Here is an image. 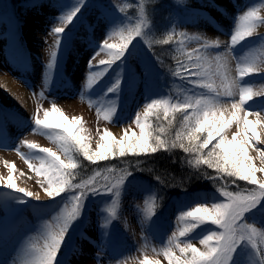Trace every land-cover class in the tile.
I'll list each match as a JSON object with an SVG mask.
<instances>
[{
	"label": "rangeland",
	"instance_id": "obj_1",
	"mask_svg": "<svg viewBox=\"0 0 264 264\" xmlns=\"http://www.w3.org/2000/svg\"><path fill=\"white\" fill-rule=\"evenodd\" d=\"M10 2L0 0V94L3 95V98L0 96V264H32L34 250L44 248L50 233L57 231L62 223V215L71 210V197L64 192L48 196L46 179L34 171L41 160L47 166V161L52 159L40 152V148L51 149L66 162L72 161L75 148L73 141L61 139L66 135L61 129L35 125V117L42 119L44 111L55 106L69 121L79 118L81 135L87 138L94 152L104 131L117 138L125 131L138 135L136 116L140 113L144 121L143 110L153 101H166L168 107L167 116L161 107L146 118L151 126L149 130L156 136L159 128L153 122L157 120L178 122L188 133L196 124L194 113L198 99H214L224 108L239 103L237 91L240 94L241 85L253 88L254 94L264 92V23L257 21L251 36L231 44L233 34L243 23L242 16L255 9L258 16L264 17V0H255L256 4L246 0L241 11H237L238 16L226 19L228 36L223 37L228 47L221 52L231 58L237 78L234 81L232 77L230 86L225 85L218 72L215 55L220 52L208 43L210 39L207 41V36L217 32L218 25L212 16L219 11L216 3L225 5L221 0H170L173 8L162 12L160 17L167 27L165 40L170 44L172 55L169 62L154 58L153 51L157 49L153 43L161 40L147 32L144 24L140 26L142 35H134L137 25L123 13L128 7L130 13L129 0H103L99 4L89 0H36L32 4H17L20 19L13 17ZM254 4L255 8H251ZM77 8L79 12L72 23L56 37L54 29ZM17 21L23 24L16 26ZM121 30L125 36L129 32L133 34L128 51L121 61L101 65V60L111 59L106 50L101 51L103 42L120 44ZM174 61L180 77L167 78L163 69L172 71ZM245 67L251 68L253 74L241 78L240 72ZM117 81L119 87L110 91ZM226 89L233 93V98L224 94ZM25 91L28 105L21 98ZM185 104L192 107L173 111L175 106ZM244 108L264 114V95H255ZM185 116L190 117L187 122ZM236 128L233 123L225 130L227 139H231ZM205 136L203 133L201 139ZM28 144H35L37 148H29ZM256 146L264 149V144ZM250 155L260 166L258 153L250 150ZM29 163L33 168H29ZM186 163L192 168L200 167L194 160L186 159ZM13 165L15 168L10 172ZM209 172L216 173L214 169ZM9 174L18 187L35 195L26 197L8 188ZM257 176L264 179V173ZM241 183L248 189L255 187L245 181ZM206 191H190L163 203L165 197L148 189L140 179L126 181L119 195L114 193L115 199L99 196L80 210L78 221H72L67 230L56 264H142L145 257L158 264H168L163 253L171 249L180 255L176 242L192 243L203 251L205 247L199 241L211 232L221 231L218 226L205 223L184 237H179V231L191 219H181L182 213L196 206L211 207L227 202L223 192L212 193L213 197ZM149 214L151 217L146 218ZM243 222L264 232V199L244 215ZM81 228L83 233L79 231ZM174 232L176 238H173ZM255 242L258 248L254 249L247 240L242 241L229 264H264V239L257 236Z\"/></svg>",
	"mask_w": 264,
	"mask_h": 264
},
{
	"label": "snow or ice",
	"instance_id": "obj_2",
	"mask_svg": "<svg viewBox=\"0 0 264 264\" xmlns=\"http://www.w3.org/2000/svg\"><path fill=\"white\" fill-rule=\"evenodd\" d=\"M78 12L79 8L69 14L64 22L54 29L56 37L64 31L68 24L72 23ZM240 19L243 23L233 34L231 38L232 45L251 36L257 21L264 23V17L258 16L255 10L247 12ZM133 31L137 37L142 35L140 25H137ZM133 38L132 32L125 36L123 35V30H121L122 42L120 44L108 43L105 40L101 46V51L106 50L111 59L108 61L101 60L100 64L111 65L116 61H121L128 51ZM58 42L57 39L56 43L58 44ZM163 43H168V40H164ZM51 55L54 58L55 51ZM91 66L92 61L89 62V67L91 68ZM251 74L253 72L249 67H245L240 72L241 78L244 75ZM96 75H99V73H96ZM118 87L119 81L110 91H115ZM224 94L231 95V92L226 89ZM255 95H264V92L254 94L253 88L241 85L239 103H232L230 108H222L219 102L214 99L196 100L194 113L196 124L190 128L187 134L188 143L185 144L180 135L177 134V140H180V143L171 145V147H181L185 152L194 150L197 153H202L204 149H209V145H212L213 141L219 138L218 142L206 154H203L200 159H197L196 163H204L217 173H223L227 177L245 181L255 187L251 190H246V193L224 191L222 194L227 198V202L212 204L211 207L196 206L182 213L181 219L191 218L193 223L180 230L179 237H184L188 232L205 223L216 225L221 231L211 232L199 241L205 247L203 251L192 243L182 244L176 242L175 247L179 249L180 255H177L171 249L165 250L163 253L168 259V264H229L232 254L242 241L247 240L255 249L258 248L255 237L260 236L264 239V232L258 231L257 227L243 222L244 215L255 208L261 199H264V179L257 176V173H264V149L256 146L257 144H264V114L250 112L244 108V105L252 100ZM166 105L167 102L163 100H156L146 105L142 113L145 117L144 121L141 120V114H137L135 124L139 127L138 135L135 132L129 134L128 131H125L121 138H117L113 133L104 131L100 137L98 149L94 152L90 151L87 138L81 135V120L73 118L69 121L64 113L55 106L50 111H44L42 119L39 116L35 117L34 123L36 126L45 129H61L66 134L61 137L62 140L65 142L73 141L88 161L96 162L108 160L116 155L124 157L128 154H154L160 149L168 150L166 141L159 135L153 136V133L149 130L151 126L146 122V118L153 114L154 109L163 107L164 114L167 116L168 107ZM190 107L192 105H177L173 111L179 112ZM111 112L113 113L114 109ZM250 117H255V119H250ZM108 118L106 115L105 119ZM189 119L190 117L188 116L184 117L185 122ZM233 123L237 125L236 131L231 136V139H227L226 135H224L225 130ZM201 133H206L203 139H201ZM27 147L37 148V145L28 144ZM250 150L258 153L260 166H257L254 158L250 155ZM39 151L46 153L52 159L47 161V166L45 161L41 160L40 166L35 168L34 171L46 179L48 184L47 195L50 197L59 196L65 192L66 187L70 184L69 170L76 169L78 165L75 162H66L49 148H40ZM14 168V165L11 166L10 172ZM29 168H33L31 163H29ZM122 182L123 177L120 178L119 183ZM88 183L90 182L71 186L84 189ZM6 186L23 193L26 197L35 195L25 188L18 187L11 174L7 177ZM113 188H118V185H109L105 191L111 192ZM90 191L97 193L99 190L96 187H92ZM115 194L118 196L119 191ZM84 196L85 193L81 191L79 195L71 197L73 202L71 210H66L62 215V223L58 225L57 231L50 233L44 248L34 250L36 254L33 256L32 264H56V258L67 230L71 222L80 214ZM36 199H39V196H36ZM113 204H115V201H113ZM109 211L112 217H115V213L111 210ZM150 217L151 215L149 214L146 218ZM173 238H176L175 232L173 233ZM142 264H158V262L145 257Z\"/></svg>",
	"mask_w": 264,
	"mask_h": 264
},
{
	"label": "trees",
	"instance_id": "obj_3",
	"mask_svg": "<svg viewBox=\"0 0 264 264\" xmlns=\"http://www.w3.org/2000/svg\"><path fill=\"white\" fill-rule=\"evenodd\" d=\"M24 1L32 2L33 0H11L10 4L12 3V6L17 8V4H21ZM89 1L101 2L103 0ZM129 3L131 8L130 13L129 7L128 10L123 13L128 18L130 17L132 24H140V26L144 24L147 32L152 33L154 38L159 37L162 41L153 43L154 48L157 49L153 51L154 58L157 61L160 59L164 62L172 60L171 51L169 50L170 44L163 43L166 38L167 27L162 24L160 18L162 12H166L168 9L173 8L170 0H129ZM175 61H178V59ZM175 61L172 62V71L167 70L165 67V70L163 69L167 78L170 76L174 79L180 77L176 71L178 68H175L177 64L174 65V63H176ZM166 92L169 95L171 94L169 89H167ZM153 125L159 128L156 136L159 135L166 141L168 150L160 149L154 154H128L124 157L116 155L115 157H110L108 160L91 162L83 156L78 146L75 145L71 162L77 163L78 167L69 170L70 184L66 187L64 193L68 194L69 197L79 195L81 191L85 193L83 205L80 210H82L83 207L86 208L99 196L105 195L115 199L114 193L117 191L121 192L126 181L133 180L135 177L136 179H140L141 182L149 185L153 191L161 193V196L165 197L163 203H167L171 198H179L195 190H207L212 193H221L224 191L246 193V190H251V188H253L250 186L248 189V187L243 186L240 180L227 177L223 173H208V170L212 171L213 169L208 168L204 163H200L199 168H192L189 166V164L186 163V159L197 161V159H200L203 154H206L211 147L209 146V149H204L202 153H197L194 150L185 152L183 148L178 146L171 147L173 143L177 145L180 143V140H177V134L180 135L185 144L188 143L187 130L185 127L181 129L182 127L179 126L178 122L170 123V121H167L164 123L163 120H157L153 122ZM161 129H163V131H161ZM202 134L203 133L200 134L201 137ZM109 169H111V171H109ZM97 173H99V175H97ZM121 177H123V182L119 183ZM86 182L90 183H88L84 189L71 186L75 184H85ZM109 185H118V188H113L111 192L103 190L104 187L107 188ZM92 187H96L99 191L97 193H92L90 191ZM76 219L75 221H78ZM191 223H193V221L190 219L189 224ZM199 227H201V225L197 228Z\"/></svg>",
	"mask_w": 264,
	"mask_h": 264
},
{
	"label": "bare ground",
	"instance_id": "obj_4",
	"mask_svg": "<svg viewBox=\"0 0 264 264\" xmlns=\"http://www.w3.org/2000/svg\"><path fill=\"white\" fill-rule=\"evenodd\" d=\"M245 1L246 0H221V2L225 5H222L220 3L219 4L216 3L217 10H219V11L217 12V14L215 16H212V19L218 25L217 32L212 33L211 36H207V37H209V38H207V41L210 39L208 41V43L212 44V46H213L212 48H215L217 53L220 52V53L216 54L215 57H216V59L219 57V59H217L218 65H219L218 72L221 74L222 79L224 80L226 86L231 85L232 77L234 78V81L237 80V78L235 77V74H233L232 66L230 64V62L232 61L231 58H228V56H226L225 53L221 52V51H226V49L228 47V43L225 42V39L223 37V35L228 36V32H227L228 29L226 26L227 20L226 19H228L230 17H234L235 15L238 16L237 11H239V10L241 11V6H242L243 2H245ZM249 1L251 4L255 3V0H249ZM255 4L252 5L251 8H255ZM253 10H255V9H253ZM205 31H206V29H205ZM260 32L261 31H259L258 33H260ZM236 61H239V59H237ZM236 90H238V89L236 88ZM238 91H237V96L239 98L240 94ZM0 96H1V98H3L2 94H0ZM228 96L230 98L234 97L233 93H231V95H228ZM21 98L28 105L29 99H28V95H27L26 91L24 93H22ZM224 108H230V105H226Z\"/></svg>",
	"mask_w": 264,
	"mask_h": 264
}]
</instances>
